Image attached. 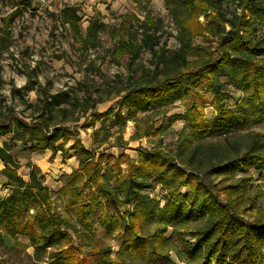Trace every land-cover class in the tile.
Segmentation results:
<instances>
[{
	"label": "trees",
	"instance_id": "trees-1",
	"mask_svg": "<svg viewBox=\"0 0 264 264\" xmlns=\"http://www.w3.org/2000/svg\"><path fill=\"white\" fill-rule=\"evenodd\" d=\"M18 1L29 4V0ZM165 2L178 27L180 45L176 50L166 53L154 49L159 27L157 19L147 15L143 20L134 17L137 24L132 20L121 21L119 37L111 54L114 57L127 55L131 65L144 47L156 57L160 70L150 78H133L123 88L122 104L126 107V117L118 114L117 122L124 125L126 119H131L137 127L136 135L145 134L149 128L138 132V111L166 105L188 92L195 93L196 83L200 80H204L212 93L215 112L211 117L203 118L200 104L192 97L182 116L190 123V131L180 132L175 153L160 148L139 152L136 158L128 159L127 172L112 187L101 182L103 154L94 160L95 151L85 147L79 137V129L93 125L108 112L96 109V104L103 98L92 95L88 87L81 95L68 90L52 91L47 84L42 85L36 76L26 72L29 88L35 87L37 98L30 102L20 96V102L30 112L0 102V136L9 134L10 139V143L0 144V159L4 163L1 172L7 178L9 188V192L0 197V243L4 244V237H8L12 240L11 246L18 245L17 235L26 236L33 247L34 258L41 259L48 247L59 246L63 241L65 234L59 226L68 224L56 212L49 215L37 213L32 220L25 219L31 206L50 207L52 198L36 165L28 164L27 179L18 173L20 161L17 154L49 149L53 153L59 151L63 159L74 155L78 166L87 168L89 179L99 184L98 191L104 200L114 206L120 201L118 193L126 202H142V191L150 186L149 179L156 174L162 175L172 196L166 205V221L173 224L184 219L185 202L204 217V222L193 234L194 243L185 241L181 250L173 246L179 258L181 252H188L202 255L203 261L199 264H264V211L256 204L258 195L251 196L248 190V182L252 179L249 169L264 170V135L254 133L244 143L235 139L228 145L203 140L213 130L225 132L264 124V0H237L239 9L230 14L224 10L223 0ZM77 11V6L65 5L54 13L55 21L68 24L74 40L83 48L99 45L101 24L90 19L83 29ZM19 12L20 8L15 7L1 17L0 49L7 47L9 23ZM200 14L204 15L205 23L198 19ZM259 26L263 27L260 36ZM205 34L211 36L214 44L206 47V52H200L193 40L195 36ZM187 55L194 58L188 60ZM223 77L226 81L222 80ZM232 83L243 89L246 96L234 108L224 110L222 102L229 98L227 85ZM178 117L171 116L172 119ZM102 127L91 130L96 147L107 142L110 136ZM121 131L122 127L118 129L115 142L121 140ZM69 139L72 140L66 145ZM15 142L23 147L16 150ZM241 171L243 175H236ZM74 172L69 176V183L77 189ZM211 175L218 180L214 181ZM185 185L191 186L189 195L176 194L178 187ZM253 209L256 210L254 214L244 216L247 210ZM88 215V206L82 205L81 221L89 223ZM125 215V249L142 251L145 247L151 253L160 254L164 241L162 231L141 234L137 229L138 220L144 217L143 209H133ZM96 253L105 263L113 261L109 249H98ZM47 257V264H82L70 254L68 247L52 250Z\"/></svg>",
	"mask_w": 264,
	"mask_h": 264
},
{
	"label": "rangeland",
	"instance_id": "rangeland-1",
	"mask_svg": "<svg viewBox=\"0 0 264 264\" xmlns=\"http://www.w3.org/2000/svg\"><path fill=\"white\" fill-rule=\"evenodd\" d=\"M65 5L78 7L77 14L83 29L90 19L101 24L98 32L99 45L83 48L79 41L74 40L68 24L55 21L54 13ZM222 6L227 14L239 9L237 0H223ZM15 7L20 8V12L9 23L7 47L0 49V102L24 109L20 96L30 102L36 100L35 87L29 88L26 72L36 76L42 85L47 84L52 91L68 90L81 95L88 87L92 95L101 96L103 100L96 104V109L99 112H108L93 125L79 129V137L84 146L95 151L94 160H97L100 153L103 154L101 182L115 187L117 180L127 172L128 159L136 158L139 152L160 148L174 154L180 132L190 131V123L182 116L186 113L192 97L200 104L203 118H209L215 112L212 93L204 80H200L196 83L195 93L188 92L166 105L138 111V132L149 128L145 134L136 135L137 127L131 119H126L124 125L117 122L118 114L126 117V107L122 104L125 92L123 88L127 87L133 78H150L160 70L156 57L144 47L131 65L127 55L114 57L111 54V49L119 37L121 21L132 20L137 24L134 17L143 20L147 15L153 20L157 19L159 27L155 33L157 37L154 49L157 52L164 50L166 53L176 50L180 45L178 27L165 0H29L28 5L18 0H0V35L1 17ZM198 19L201 23L206 22L203 14H200ZM258 30L259 36L262 35L263 27L259 26ZM212 44L214 40L209 34L197 35L193 40V45L200 52H206V47ZM193 58L187 55L188 60ZM222 80L226 81V78L223 77ZM13 88L18 89L13 91ZM227 89L229 98L222 102L224 110L234 108L246 96L245 91L235 83L228 84ZM24 110L26 113L30 112L29 108ZM172 115L179 117L172 119ZM101 126L103 132H108L110 136L107 142L96 147L91 138V130ZM120 127L121 140L115 142ZM254 133L264 135V124H252L225 132L213 130L204 136L203 140L212 141L215 145H228L230 140L235 139L244 143ZM71 140L69 139L66 145ZM3 142L10 143L9 134L0 136V144ZM22 147L19 142H15L16 150ZM70 153L72 154L73 150ZM17 157L20 161L18 173L27 179L28 164L36 165L52 198L50 207L31 206L25 219L32 220L37 213L49 215L56 212L68 225L60 224L59 228L65 234L63 241L59 246L48 247L41 259L34 258L33 247L29 245L26 236L17 235L19 244L14 246H11L10 238L4 237L5 243H0V262L47 264V253L64 247L70 248V254L82 264H199L203 261L202 255L198 253L181 252L179 258L173 249V246H176L181 250L185 241L194 243L193 234L204 222V217L185 202V218L173 224L167 222L166 205L172 196L162 175L156 174L149 179L150 186L142 191V202H126L122 194L118 193L120 201L114 206L104 200L98 191L99 184L89 179L87 168H80L74 155L63 159L59 151L53 153L48 149H38L20 151ZM73 171L77 189L69 183V176ZM249 173L252 176L248 182L249 194L258 195L256 204L264 211V170L251 167ZM243 174L241 171L236 175ZM210 178L218 180V177L212 175ZM190 189V185L180 186L176 194L188 196ZM8 192L7 186L0 185V196ZM70 200H75V203L71 204ZM82 205L88 206L90 220L87 224L81 221ZM139 208L144 212L143 219L138 220L139 233L153 234L158 230L162 231L164 241L158 255L145 247H142V251L125 249V214ZM255 211L247 210L244 216H250L248 214H254ZM104 248L110 250L109 256L113 260L111 263H105L96 253V250Z\"/></svg>",
	"mask_w": 264,
	"mask_h": 264
},
{
	"label": "crops",
	"instance_id": "crops-1",
	"mask_svg": "<svg viewBox=\"0 0 264 264\" xmlns=\"http://www.w3.org/2000/svg\"><path fill=\"white\" fill-rule=\"evenodd\" d=\"M49 150V149H48ZM4 167V163L3 161L0 159V185L4 184L5 186L7 185L6 184V181H7V178L5 175L2 174V169ZM1 197V196H0Z\"/></svg>",
	"mask_w": 264,
	"mask_h": 264
},
{
	"label": "built area",
	"instance_id": "built-area-1",
	"mask_svg": "<svg viewBox=\"0 0 264 264\" xmlns=\"http://www.w3.org/2000/svg\"><path fill=\"white\" fill-rule=\"evenodd\" d=\"M5 190H6V188H5Z\"/></svg>",
	"mask_w": 264,
	"mask_h": 264
}]
</instances>
